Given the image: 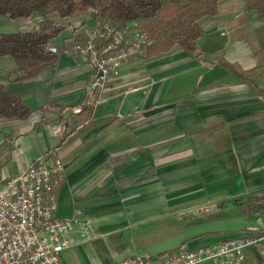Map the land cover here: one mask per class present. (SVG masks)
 <instances>
[{"label": "crops", "instance_id": "crops-1", "mask_svg": "<svg viewBox=\"0 0 264 264\" xmlns=\"http://www.w3.org/2000/svg\"><path fill=\"white\" fill-rule=\"evenodd\" d=\"M225 0L199 25L200 58L174 47L122 63L101 101L73 114L93 70L59 55L35 79L11 81L17 65L0 57V83L32 111L0 122V190L34 159L59 148L63 179L55 218L89 220L94 236L60 254L61 264H118L180 246L244 236L264 216V21ZM39 14L0 16L1 34L31 33ZM96 18L85 11L54 40L82 43ZM236 64L256 88L210 62ZM74 237L79 240L78 225ZM204 264H212L206 262ZM242 264H264V242Z\"/></svg>", "mask_w": 264, "mask_h": 264}, {"label": "built area", "instance_id": "built-area-1", "mask_svg": "<svg viewBox=\"0 0 264 264\" xmlns=\"http://www.w3.org/2000/svg\"><path fill=\"white\" fill-rule=\"evenodd\" d=\"M84 36L82 43L69 39L68 48H48L51 54L75 57L93 70L83 101L72 109L73 114L100 103L105 84L117 75L122 63L146 58L150 46L147 35L134 21L120 27L96 21ZM63 170L59 148H55L6 180L0 190V264H61L63 251L92 239L94 227L89 220H80V213L65 220L54 216ZM74 225H78L79 240L74 237ZM262 242L264 216L241 237L196 249L180 246L158 256H133L118 264H242L244 250Z\"/></svg>", "mask_w": 264, "mask_h": 264}, {"label": "trees", "instance_id": "trees-1", "mask_svg": "<svg viewBox=\"0 0 264 264\" xmlns=\"http://www.w3.org/2000/svg\"><path fill=\"white\" fill-rule=\"evenodd\" d=\"M225 0H0V16L10 20L29 19L39 14L43 21L31 33L1 34L0 57H11L17 71L11 81L35 79L57 62L59 55L51 54L53 45L68 22L75 16L91 11L97 22L120 27L137 22L150 42L146 56L167 54L174 47L199 59L197 41L203 36L201 19L218 13ZM244 11L256 12L264 21V0H245ZM258 63L264 62L261 51L255 53ZM210 62L226 69L238 79L256 88L246 72L222 57ZM92 109L84 108L86 118ZM32 115L22 99L10 93L0 83V122L24 121Z\"/></svg>", "mask_w": 264, "mask_h": 264}, {"label": "rangeland", "instance_id": "rangeland-1", "mask_svg": "<svg viewBox=\"0 0 264 264\" xmlns=\"http://www.w3.org/2000/svg\"><path fill=\"white\" fill-rule=\"evenodd\" d=\"M242 0H237V4H240Z\"/></svg>", "mask_w": 264, "mask_h": 264}]
</instances>
